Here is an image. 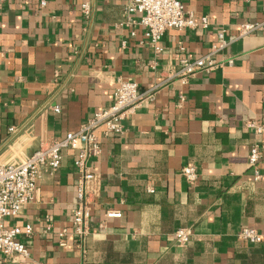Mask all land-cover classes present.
<instances>
[{
	"label": "crops",
	"instance_id": "crops-1",
	"mask_svg": "<svg viewBox=\"0 0 264 264\" xmlns=\"http://www.w3.org/2000/svg\"><path fill=\"white\" fill-rule=\"evenodd\" d=\"M179 1L208 26L166 31L155 56L141 44L140 27H116L123 0H0L1 164L77 132L110 106L117 78L154 93L121 122V133L97 132L101 151L88 164L95 180L87 185L85 254L72 236L64 246L56 238L70 228L77 202L75 151L66 150L35 200L6 220L7 228L30 225L32 234L18 238L29 258L4 264H264V135L261 178L254 182L247 155L255 138L246 127L264 126V0ZM82 4L90 7L88 18ZM243 23L262 29L217 54L222 66L185 85L163 83L180 59L205 56L217 34L236 37ZM187 165L199 175L193 187L179 175ZM107 211L121 218L106 219ZM179 228L193 234L184 248L174 244ZM242 228L256 230L261 242L237 241Z\"/></svg>",
	"mask_w": 264,
	"mask_h": 264
},
{
	"label": "built area",
	"instance_id": "built-area-1",
	"mask_svg": "<svg viewBox=\"0 0 264 264\" xmlns=\"http://www.w3.org/2000/svg\"><path fill=\"white\" fill-rule=\"evenodd\" d=\"M44 6V2H41ZM81 13L85 18L90 15L88 4H82ZM123 20L117 22L116 27L138 26L143 30L145 40L142 45L148 47L157 56L162 53L160 45L163 34L168 30L183 32L197 27L206 28L207 18L195 22L193 15L184 10L179 0H123ZM262 29V24L243 23L239 26L236 37L225 39L222 33L217 34L216 42L210 46L208 53L198 59H180L175 66L167 72L163 83L176 80L182 85L198 73H210L222 66L215 57L224 51L238 38L254 34ZM134 36V31L130 32ZM124 47V42L122 43ZM180 51L183 48L180 47ZM115 88L112 94L110 106L100 109L92 114L75 133H68L62 139H52L42 142L38 148L28 157L20 161L0 163V264L11 262L19 258L27 260L29 253L19 237L28 238L32 234L30 225L23 228H7L6 220L17 217L21 211L30 205L36 198L39 183L46 177H54L60 169L62 153L66 150H74L72 161L76 180V206L71 211V225L69 229H62L56 233L60 246H64V239L72 236L76 248L83 251V242L89 234L90 210L88 206L87 185L95 180L89 168V161L100 155V143L97 132L102 134H119L122 132L121 122L128 119L141 107L145 101L152 102L154 93L142 94L138 85L130 80H115ZM157 87L155 86L154 89ZM153 89V90H154ZM184 103V98L179 97L178 104ZM50 109L58 113L57 106ZM246 127L252 129L254 142L250 146L247 155V165L251 170L253 181L261 178L259 164L263 146L260 137L264 135V126L256 123H248ZM9 133L16 135L18 130L9 128ZM182 180L193 187L198 181V173L194 166L187 165L179 172ZM152 193L151 190H149ZM106 219H119L121 213L116 211L105 212ZM51 227L45 226L44 234H49ZM190 228H179L173 234L174 244L178 248H184L192 238ZM237 241L247 244H259L261 236L254 229L242 228L236 234ZM79 264H85L83 261Z\"/></svg>",
	"mask_w": 264,
	"mask_h": 264
}]
</instances>
